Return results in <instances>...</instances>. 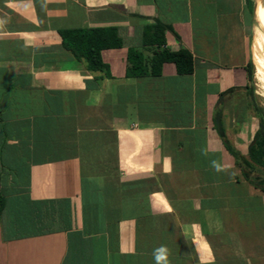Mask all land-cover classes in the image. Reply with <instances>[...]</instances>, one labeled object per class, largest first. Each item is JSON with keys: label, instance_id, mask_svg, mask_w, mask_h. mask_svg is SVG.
Masks as SVG:
<instances>
[{"label": "crops", "instance_id": "obj_1", "mask_svg": "<svg viewBox=\"0 0 264 264\" xmlns=\"http://www.w3.org/2000/svg\"><path fill=\"white\" fill-rule=\"evenodd\" d=\"M249 1L0 0V264H155L160 246L168 264H264V190L217 130L247 157ZM155 22L190 74L125 76ZM106 26L107 73L61 45Z\"/></svg>", "mask_w": 264, "mask_h": 264}, {"label": "trees", "instance_id": "obj_2", "mask_svg": "<svg viewBox=\"0 0 264 264\" xmlns=\"http://www.w3.org/2000/svg\"><path fill=\"white\" fill-rule=\"evenodd\" d=\"M259 0H255L254 6L257 10ZM252 10V0L249 1ZM171 30L169 25L155 22L152 25L144 26L142 30L141 48H129L126 53V77L158 76L161 73L163 63H172L177 74H190L193 70L192 54L185 48L176 51L170 50L165 41V32ZM61 45L71 52L75 59L82 61L89 71H108V66L101 58V51L105 49L121 47V39L114 26L71 28L58 31ZM252 63L247 66L248 80L252 81ZM252 94V89H250ZM255 113L258 116L257 130L248 146L247 157H242L225 139L219 124L217 130L222 139L225 149L231 154L236 164L241 168L242 176L249 183L259 186L264 190L258 181V177L251 179L249 173L264 168V109L254 105ZM2 199L0 198V209Z\"/></svg>", "mask_w": 264, "mask_h": 264}, {"label": "bare ground", "instance_id": "obj_3", "mask_svg": "<svg viewBox=\"0 0 264 264\" xmlns=\"http://www.w3.org/2000/svg\"><path fill=\"white\" fill-rule=\"evenodd\" d=\"M254 20L256 25L252 32L251 59L256 75L264 78V55H261V52H264L261 50L262 43H264V0H259Z\"/></svg>", "mask_w": 264, "mask_h": 264}, {"label": "rangeland", "instance_id": "obj_4", "mask_svg": "<svg viewBox=\"0 0 264 264\" xmlns=\"http://www.w3.org/2000/svg\"><path fill=\"white\" fill-rule=\"evenodd\" d=\"M254 2L255 0H252V8H253ZM255 25L256 23L254 20V16L253 14H251L250 25H249L250 44L252 40V32H253ZM261 50L264 51V43H262ZM249 52H250V48H249ZM261 55H264V52H261ZM250 61L252 63L251 55H250ZM252 67H253V70H252L253 75H252V81H251V89H252L253 100L257 106L264 109V78L256 75L253 63H252ZM262 116H264V112H262ZM256 169L257 170L250 172L249 176L251 179H255L256 177H258V181H261L260 185L264 187V168H256Z\"/></svg>", "mask_w": 264, "mask_h": 264}, {"label": "clouds", "instance_id": "obj_5", "mask_svg": "<svg viewBox=\"0 0 264 264\" xmlns=\"http://www.w3.org/2000/svg\"><path fill=\"white\" fill-rule=\"evenodd\" d=\"M213 167L217 171H221V167L215 161L213 162ZM153 258L155 264H168V250L165 246H160L153 251Z\"/></svg>", "mask_w": 264, "mask_h": 264}]
</instances>
